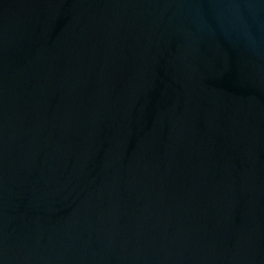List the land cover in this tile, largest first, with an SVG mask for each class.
Masks as SVG:
<instances>
[{
    "label": "water",
    "instance_id": "1",
    "mask_svg": "<svg viewBox=\"0 0 264 264\" xmlns=\"http://www.w3.org/2000/svg\"><path fill=\"white\" fill-rule=\"evenodd\" d=\"M0 264H264V0H0Z\"/></svg>",
    "mask_w": 264,
    "mask_h": 264
}]
</instances>
